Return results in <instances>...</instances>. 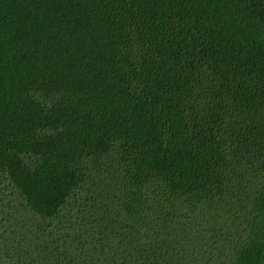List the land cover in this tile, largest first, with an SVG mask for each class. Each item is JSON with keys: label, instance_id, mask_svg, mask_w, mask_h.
Returning a JSON list of instances; mask_svg holds the SVG:
<instances>
[{"label": "trees", "instance_id": "1", "mask_svg": "<svg viewBox=\"0 0 264 264\" xmlns=\"http://www.w3.org/2000/svg\"><path fill=\"white\" fill-rule=\"evenodd\" d=\"M0 264H264V0H0Z\"/></svg>", "mask_w": 264, "mask_h": 264}]
</instances>
